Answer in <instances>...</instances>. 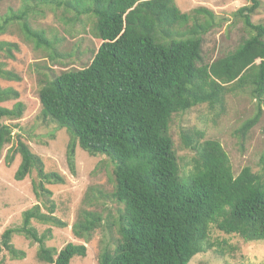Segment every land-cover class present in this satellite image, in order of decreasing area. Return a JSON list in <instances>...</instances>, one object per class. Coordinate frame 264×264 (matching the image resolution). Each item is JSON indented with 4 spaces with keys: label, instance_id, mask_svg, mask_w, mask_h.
Masks as SVG:
<instances>
[{
    "label": "trees",
    "instance_id": "1",
    "mask_svg": "<svg viewBox=\"0 0 264 264\" xmlns=\"http://www.w3.org/2000/svg\"><path fill=\"white\" fill-rule=\"evenodd\" d=\"M11 0H0L1 2ZM43 1L74 8L95 19L94 33L100 45L91 62L81 69H68L41 84L42 116L50 118L70 135L67 159L75 172L76 146L91 156L102 155L113 165L111 198L120 207L116 223L119 236L112 249L105 248L99 264H189L207 252L214 227L244 242L264 241V155L262 169L245 166L236 174L230 157L217 139L205 130L183 128V146L192 151L188 160L178 156L170 132L173 117L207 104L226 109V96L248 90L257 100V112L241 128L242 137L256 126L264 107V24L252 15L260 0L240 7L249 36L227 54L208 63L202 45L210 30L214 11L200 6L183 12L176 0H19ZM208 17L202 21L200 16ZM18 21L25 37L37 47L52 48L44 30H36L27 11L11 13L0 22V34ZM17 43L0 41V51L13 55ZM0 77H20L0 61ZM12 87L0 85V158L8 144L6 160L16 154L21 162L18 180L36 172L33 188L42 204L23 214V223L7 228L0 236V254L13 258L25 252L12 243L14 234L37 242V257L50 264H70L85 257V243L69 242L62 249L46 245L52 229L40 234L36 220L59 228L68 223L58 217L53 192L47 184H64L57 171H47L44 160L20 136L15 125L4 120L20 119L25 105ZM97 192V194H96ZM104 192L89 186L72 231L77 238L91 240L104 221L90 206L98 205ZM43 207L46 210H43Z\"/></svg>",
    "mask_w": 264,
    "mask_h": 264
},
{
    "label": "rangeland",
    "instance_id": "2",
    "mask_svg": "<svg viewBox=\"0 0 264 264\" xmlns=\"http://www.w3.org/2000/svg\"><path fill=\"white\" fill-rule=\"evenodd\" d=\"M183 12L204 6L214 11L215 17L210 30L203 36L202 45L205 62H212L218 57L233 51L244 38L249 36L241 18L236 11L251 3L250 0H176ZM252 15L255 23L264 24V0ZM27 11V18L36 30H44L52 42V48L37 47L21 32L18 21L8 25L5 33L0 34V41L17 43L19 48L13 55L0 51V61L6 68L16 73L19 80H7L0 77L2 87H12L19 91V99L11 100L5 105L12 107L17 101L25 105L20 119L4 120L15 125V138L20 136L31 149L41 156L47 171H57L65 176L64 184H47L53 192L56 204L55 214L66 221L68 226L59 228L49 224L32 221L40 234L52 229L46 245L62 249L69 242L85 243L88 247L85 257H74L70 264H99L100 255L105 248L112 249L119 236L116 223L118 205L110 194L114 189L113 165L102 155L91 156L78 145L75 155V172L70 169L67 148L70 135L65 128H60L50 118L42 116V104L39 97L41 84L68 69H81L93 59L94 51L100 45L95 37V19L91 15H81L74 8L64 4L57 5L43 1L11 0L0 3V22L11 13ZM204 22L208 17L201 15ZM257 100L248 90L237 91L226 96V109L209 108L207 104L194 106L184 114L173 117L170 132L174 138L175 149L179 157L188 160L192 151L183 146L181 132L183 128L197 127L205 130L206 138L219 140L228 153L234 171L238 174L245 166L254 172L262 169L264 155V107L259 123L243 138L242 124L257 112ZM8 144L0 158V236L10 227L23 223V214L36 204H42L33 188L36 172L18 180L15 173L21 162L19 154L14 160H6ZM96 186L104 192L97 198L98 205L89 209L103 215V224L97 228L89 241L77 238L72 225L79 211L88 207L84 203L89 186ZM97 194V192H96ZM43 210H46L43 207ZM210 239L214 243L207 252L197 254L189 264H264V241L244 242L237 235H228L216 228L211 229ZM12 243L25 252L23 258H13L6 250L0 254V264H50L37 257L39 244L25 237L14 234Z\"/></svg>",
    "mask_w": 264,
    "mask_h": 264
}]
</instances>
